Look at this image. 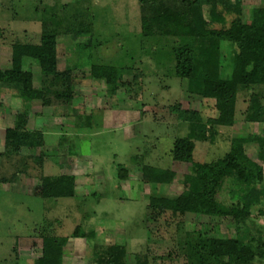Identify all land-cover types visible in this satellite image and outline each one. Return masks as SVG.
<instances>
[{"label":"rangeland","instance_id":"1","mask_svg":"<svg viewBox=\"0 0 264 264\" xmlns=\"http://www.w3.org/2000/svg\"><path fill=\"white\" fill-rule=\"evenodd\" d=\"M243 4L248 17L253 7L264 6V0H243ZM77 17L93 23V36L80 35L77 40L71 34L59 36V69L67 66L66 58L68 65L74 66L83 57L80 63L87 67L78 73L85 80L74 88L71 103L46 108L35 103L28 127L44 133L45 146L39 151L43 161L40 165L28 156L25 175L0 183V264H34L41 239L33 231L38 226L51 227L49 224L54 225L51 234L59 237H70L76 229L95 231L101 245L125 246L127 264H136L135 255L145 254L154 224H145L151 188L143 184L134 157L143 156V163L154 167L185 172L186 164L171 159L173 142L185 133L195 138H203L204 133L198 131L199 126L180 129L175 108L180 105L199 111L204 119L217 115L214 101H189L182 80L168 77L175 72L174 64L165 47L143 39L138 0H0V69L9 67L13 44H40L44 19L49 28L65 30ZM77 50L84 55L78 57ZM91 53H97L96 57L88 59ZM92 63L138 65L144 70L142 94L133 98L134 94L122 90L110 95L101 81L88 78ZM24 69L33 73L37 87L42 78L38 62L26 59ZM253 106H264V91H259L256 99L242 92L234 127H217L209 142H197L196 162H217L232 151L233 138L249 131L264 133V121L254 126L246 121ZM19 109V99L0 93V153ZM87 115H91L90 122ZM23 166L17 164V158H0V178L13 177ZM120 166L128 170L127 179H121ZM260 166L264 174V163ZM42 174L75 176L76 195L56 200L32 195L31 188L40 183ZM183 190L179 180L170 186L172 193ZM187 221L189 226L199 224L204 230L212 224L207 218ZM248 223L252 232L264 239V215H259L258 209ZM216 231L221 235L235 232L225 224L217 225ZM173 232L170 229V234ZM92 258L93 249L82 238L71 239L58 256L59 264H93Z\"/></svg>","mask_w":264,"mask_h":264},{"label":"trees","instance_id":"2","mask_svg":"<svg viewBox=\"0 0 264 264\" xmlns=\"http://www.w3.org/2000/svg\"><path fill=\"white\" fill-rule=\"evenodd\" d=\"M138 2L143 39L155 41V47H165L174 64L175 72L167 74L168 77L182 80V91L189 101H214L217 115L204 119L199 111L180 105L175 108L180 129L199 126L198 131L204 133L203 138L185 133L173 142L171 159L186 164L185 172L154 167L143 163V156L134 157L140 164L143 184L151 188L145 224L148 221L154 224V229H149L145 254L135 255L136 264L264 262V239L256 236L248 223L255 209L264 215V174L260 166L264 163V133L249 131L233 138L232 151L217 162L201 163L194 158L197 142H209L217 127H234L242 92L249 99H256L258 92L264 91V6L253 7L246 17L243 0ZM83 20L77 17L75 23L73 20L69 28L62 30L49 28V22L44 19L40 44L12 45L9 67L0 69V93L19 99L20 109L5 137L0 158H17V164L24 165L25 170L18 168L14 178H0V183L13 182L19 175H25L28 156L42 164L43 153L39 151L45 146L44 133L28 127L35 103L41 102L46 108L75 100L74 88L85 80L78 72L87 66L80 63L83 57L74 66L68 65L66 58L67 66L60 70L57 38L69 34L75 40L80 35L90 34L92 38L93 23ZM68 48L67 45L66 51ZM90 51H93L91 46ZM77 52L78 57L84 55L82 51ZM96 54L91 53L88 59ZM26 59L37 61L41 67L42 78L37 87L33 73L24 69ZM89 69L88 78L101 81L110 95L122 90L134 94L133 98L142 94L144 70L138 65L92 63ZM252 109L248 110L246 121L252 126L261 124L264 106ZM86 117L90 122L91 115ZM119 172L121 179L128 178L125 167L120 166ZM176 180L184 185V190L177 194L170 192ZM31 189L32 195L46 199L74 197L77 181L73 175L42 174L40 183ZM189 218L192 221L207 218L212 224L204 230L199 224L189 226ZM221 224L234 227L235 232L221 235L216 231V226ZM49 225L38 226L33 231L41 239L40 255L34 264H59L60 250L71 239L79 238L93 249V264H127L125 246L104 247L95 231L82 229H76L70 237L55 236L50 230L54 225ZM170 229L174 230L172 234ZM32 245L36 246V241Z\"/></svg>","mask_w":264,"mask_h":264}]
</instances>
